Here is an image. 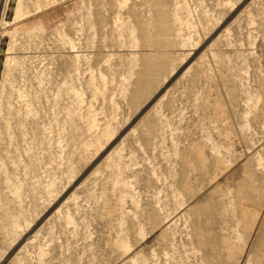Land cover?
<instances>
[{
	"label": "rangeland",
	"instance_id": "1",
	"mask_svg": "<svg viewBox=\"0 0 264 264\" xmlns=\"http://www.w3.org/2000/svg\"><path fill=\"white\" fill-rule=\"evenodd\" d=\"M0 264H264V0H0Z\"/></svg>",
	"mask_w": 264,
	"mask_h": 264
}]
</instances>
